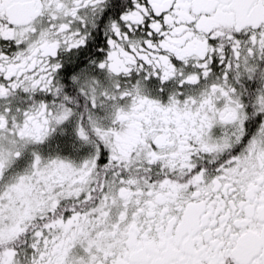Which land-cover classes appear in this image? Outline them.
Here are the masks:
<instances>
[{
    "label": "snow or ice",
    "instance_id": "6c2138e0",
    "mask_svg": "<svg viewBox=\"0 0 264 264\" xmlns=\"http://www.w3.org/2000/svg\"><path fill=\"white\" fill-rule=\"evenodd\" d=\"M0 264H264V0H0Z\"/></svg>",
    "mask_w": 264,
    "mask_h": 264
}]
</instances>
